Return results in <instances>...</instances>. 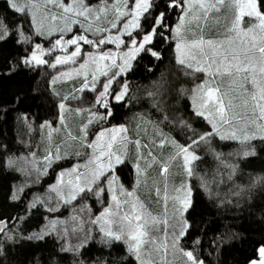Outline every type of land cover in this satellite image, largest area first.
<instances>
[{
	"label": "rangeland",
	"instance_id": "obj_1",
	"mask_svg": "<svg viewBox=\"0 0 264 264\" xmlns=\"http://www.w3.org/2000/svg\"><path fill=\"white\" fill-rule=\"evenodd\" d=\"M35 2L39 6L37 20L43 23L44 34L37 35L35 32V26L32 24V32H26L20 28V31L23 32V36H20L16 28V35L19 41L25 42L30 46V51L37 43L42 46L45 50V54L42 58L47 61V63L43 65L53 67L52 65L55 64L57 57L63 58L65 56H70L71 53L75 51L76 46L74 45H65L64 47H56L53 49L55 40L60 38L61 35L64 36L65 41L71 39L74 35H84L88 39L94 41L104 39L107 36L115 37L119 35L123 43L106 42L97 47L80 41V55L67 63L55 64V66L60 67L51 76V86L55 93L63 95L64 97H77L83 90H93V83H95L96 87L100 81L99 78L102 79L101 90L97 93L94 104L83 108H77L63 103L65 107L64 109L59 107L60 112L56 122L51 123L48 120H45L40 124L39 136L33 149L20 152L16 155H11L6 159V165L10 168H14L20 174V180L13 185L11 195L13 199L19 198L21 193L27 187L38 185L43 178L48 179L50 176H53V179L46 183L43 190H35L30 196V200L27 204L28 212L36 206H41L47 214L44 215L43 223L40 227L29 236L31 237L38 232H49L61 240L62 248L66 246L75 247L82 243L85 246L92 239H96L99 243L106 245L118 241L106 240L103 237V233L100 231V225L91 223V221H94L98 216H101L105 209H109L111 212L117 211L112 200L114 193L112 190L108 189L106 180L101 178L102 182H98L100 187L105 188V191L101 192L99 195L95 194L97 186L92 185L93 191H87V196L82 203L73 204L76 198L82 193L77 194L76 198L69 202H65V200H68L69 198L68 188L66 187L67 182L69 180H75L74 175H68L69 171L74 167L79 166L78 171L84 172L86 170L85 165L93 154V150L87 148L86 145L97 141V136L101 132L105 133L104 140L109 139L113 134L111 130L123 125L127 131L125 133H116V135L118 138L121 135L127 137L126 161H128L131 166V176L128 177V181H125V178L116 172L119 181L118 184L113 187L115 188V194L121 202L120 211H129L131 203L136 202L138 210L142 211L145 218L156 217L161 221L155 230L149 232V239H154L156 243L147 244L144 249L147 253L144 259L150 261V264H160L161 253L157 251V248H159L160 244L164 241L165 236H167L168 244V254L166 258L167 264H192V262L189 261L179 250L183 249V251H190L181 247V240L178 249L173 250L171 248L173 231L181 227L180 217L179 214L174 212L171 197L177 194L175 189L180 188L182 185L189 186V179L191 176L187 174L184 167L182 154H179V146L185 145H182L180 141L164 127L162 122V120H165L170 124H173L175 127L184 124V120L178 117H173L172 115L170 116L169 112L165 111L161 105L158 106L160 102L157 101V90L162 88L160 81L152 82L151 86L148 88L150 92L145 90L143 92L142 97L145 98L149 96V100L154 96V101L151 100V103L149 101L147 102V98L145 102L142 98L133 97L134 105L136 104L137 108H134L132 114L125 122L107 124L106 118L103 121L99 118L103 117L101 110L104 107L97 103V97L99 96V93L103 91V85L119 71V65L123 63L121 57L124 52L129 50L131 38L140 41L144 34L143 32L140 33V35L137 34L136 31L139 28H129V31L132 33L131 38L126 33L121 34L124 24L131 19V16H119L116 9L119 8L121 12L125 13L129 12L133 6V0H100L95 3H87L83 0V3L92 9L89 18L85 20L84 17H73L71 14H68L71 19H78L79 23L71 24L72 31L65 33L59 31L60 28L64 27V20L61 19L54 22L50 19L52 15H56L57 17L64 15L62 9L58 6L61 0H55V4L47 3V0H35ZM62 2L64 5H68L70 0H62ZM199 2L200 0H192L191 10L185 17V26L179 36L175 32V28L180 21L181 13L172 28V39L174 41L173 51L176 61L179 55L176 48L178 43H183L186 40L191 41L192 39H197L201 36L205 40H226L236 36L234 32L230 31V29L237 10L230 0H225L224 5L219 7V11L214 9L210 10L206 19L203 16V12L197 6ZM204 2L211 3L214 2V0H204ZM125 4L128 6L126 7ZM78 6L79 5H77V7ZM99 9H105V11L100 12ZM97 15L99 16L98 20L95 19ZM194 17H199V19H194ZM0 21H2L1 18ZM256 22L255 19L245 16L242 27L246 29L250 24ZM113 23L117 25V28L111 27ZM97 29H101V31H97ZM104 29H107L108 31H103ZM117 29H120L121 32H118ZM49 30L52 32L51 35L48 34ZM48 38L53 39L46 45H43V43L39 41ZM118 43L119 46H117ZM48 49L53 50L48 52ZM105 53L110 54L109 59L103 61L97 59L96 64H93L89 59L90 57L98 58ZM134 60L131 61V65ZM86 61L88 62L86 69H80V65L85 64ZM113 61L115 62V66L113 65ZM182 66L187 72L188 77L192 80L190 86L183 89V93L187 94L191 109L195 113L204 110L199 107L202 93L198 89V85L209 80V77L205 72L195 71L194 69L199 66L195 63H193L192 69L186 68L184 65ZM77 70H79V72ZM127 71L115 76V79L112 80L111 86L109 87V93H119L125 83L128 85L129 92L130 81L127 78H123ZM103 72H106L107 75H103ZM65 73L68 75H64ZM94 74L96 76L95 81H93ZM69 79L75 80L76 88L74 86L72 87V82L68 83ZM86 81L88 87L84 88L83 86ZM218 83H220L222 90H228L232 84V80L229 77H224L221 81H218ZM67 84L71 89L68 88ZM245 86L248 88L249 92L252 91L249 85L246 84ZM81 89L83 90L81 91ZM150 93H152V95H150ZM231 94L234 96V104L237 106L235 111L237 112L244 111L240 105L244 99L249 100L247 111L250 114V98L239 96L235 93ZM107 100L108 102H116L111 95L107 97ZM144 102L145 104L149 103L154 107L156 106V110L161 113L164 119L154 117L152 112L147 108H143L145 107ZM157 102L159 104H157ZM210 111L211 109L206 110L205 116L201 117L209 124L211 128L210 133H213L212 135L217 136L221 140L235 142L238 145L236 152L238 155H242L244 150H253L252 142L255 139L250 141L247 145L240 142L243 138L245 121L236 123L231 128L224 125H218L219 131L214 132L212 123L205 118ZM21 118L24 119L26 122V128H29L31 132V124L30 122H27L26 115L21 114ZM249 118L253 117L249 116L246 119ZM45 122H47V124ZM21 123L24 124L23 122ZM42 125L44 126L42 127ZM22 126L20 128V133L21 137L24 139L27 130ZM234 130L237 131L240 139L221 138L224 135L230 134ZM247 131L250 135L255 133L258 139L260 132L255 126H249ZM136 141H139V146L136 144ZM24 144H28V138L24 140ZM196 147L197 146L195 145L193 150L197 155ZM77 153H79V155H77ZM57 154L61 156V159L57 160L55 158ZM46 157H50L51 159H46ZM137 162H139L141 170L145 173L144 175H137L135 169ZM165 164L168 165V173L166 177L161 176L160 174L161 167ZM223 165L228 166L227 163H223ZM61 173H65L63 176L64 184L60 183ZM121 185L125 193L132 192L133 196L127 197L122 194L119 191V186ZM165 187H167V195L170 198L167 202V213L164 200ZM54 188L57 189V191H54ZM157 188L160 190L159 196L157 195ZM58 192L63 193V199L58 196ZM125 201L128 203L125 204ZM33 204H35V206H33ZM140 205L143 206L142 209L140 208ZM49 209L53 210L50 211ZM184 217L187 219L186 213L184 214ZM164 220H167V224L163 223ZM53 223L56 225L55 231L50 230V226ZM65 229H68L66 236L64 235ZM73 229H75V231H73ZM114 230L119 231L118 228H114ZM9 236H12V232H5L2 234V238L6 240L9 239ZM119 242L125 247L126 254L131 256L137 264H140V261L136 259V256L128 251V244L124 240H119ZM81 248L73 253L78 254ZM254 259H259V257L257 256V258ZM78 264L108 263L105 260H95L87 263L80 262Z\"/></svg>",
	"mask_w": 264,
	"mask_h": 264
},
{
	"label": "trees",
	"instance_id": "obj_2",
	"mask_svg": "<svg viewBox=\"0 0 264 264\" xmlns=\"http://www.w3.org/2000/svg\"><path fill=\"white\" fill-rule=\"evenodd\" d=\"M84 1L95 3L100 0ZM164 2L155 0L161 7H154L151 10L153 14L164 11ZM180 13L179 8L169 9L164 38L154 37L151 44L146 45V48L158 52L160 59L142 51L123 76L129 79L130 90L123 101L108 102V111L112 115H107L106 123L125 122L137 108L133 97L142 98L145 102L147 98L150 102L154 96L149 100V96L142 97L143 92H150L148 88L152 82L160 81L162 88L157 90L158 106L161 105L170 116L184 120L179 127L165 120H162L163 125L186 146L210 133L211 128L191 109L189 98L183 93L192 80L175 60L173 51L172 28ZM0 18L11 33L6 40L0 41V220H6V232H12L13 237L6 240L2 238L3 233L0 235V264H78L95 260H105L108 264H137L119 241L106 245L92 239L76 254L61 251V240L53 234H46L42 240L29 239L47 214L41 206L28 212L30 196L35 190H43L53 176L27 187L19 198L13 199V185L20 180V174L6 165V159L34 148L40 124L45 120L56 122L61 102L77 108L94 104L102 79L99 78L95 90H83L77 97L55 93L50 80L60 66L18 63L30 52V46L18 40L16 28L22 26L24 31L32 32L30 17L15 12L6 0H0ZM151 22L150 17L147 23L145 17H141L143 29L148 30ZM136 32L138 35L142 33L140 29ZM52 39L39 41L46 45ZM10 64L14 66L12 71H9ZM145 102L143 108L152 112L154 117L164 119L156 106ZM21 114H25L27 122H30L31 132ZM21 126L27 130L24 139L20 133ZM27 138L28 144H24ZM196 146L199 159L194 161L193 174L189 179L194 208L186 213L189 228L181 238V247L190 250L203 264H249L257 258V250L264 244V140L258 138L252 142L255 155L249 157L236 154L238 145L235 142L221 140L215 135L208 136L206 141ZM117 173L128 181L131 176L129 162L119 166ZM205 181L210 192L202 186ZM87 193L79 195L73 204L82 203ZM233 233L236 236L230 239Z\"/></svg>",
	"mask_w": 264,
	"mask_h": 264
},
{
	"label": "snow or ice",
	"instance_id": "obj_3",
	"mask_svg": "<svg viewBox=\"0 0 264 264\" xmlns=\"http://www.w3.org/2000/svg\"><path fill=\"white\" fill-rule=\"evenodd\" d=\"M6 2L9 3L10 8L15 10V12L30 17L31 23L35 26V32L37 35L44 34V25L41 21L37 20L39 6L35 0H6ZM230 2L237 10L230 29V31L234 32L236 36L226 40H205L201 36L197 39H192L191 41L186 40L183 43H178L176 45L179 53L177 62L189 69H192L193 63H195L199 66L194 70L197 72H205L209 77V80L198 85V89L202 93L199 107L204 110L197 111L196 114L199 116H205V111L211 109L205 118L212 123L214 132L219 131L218 125H224L231 128L236 123L245 121L243 138L240 142L247 145L250 141L257 139L255 133L251 135L248 134L247 129L249 126H255L260 132L258 138L264 140V0H230ZM47 3L55 4V0H47ZM224 3L225 0H214V2L211 3H206L204 0H200L197 6L203 12V16L206 19L210 10L214 9L219 11V7L223 6ZM77 5L79 6L77 7ZM58 6L62 9L64 15L61 17L52 15L50 19L54 22L61 19L64 20V27L59 29L61 33L71 32V24L79 23L78 19H71L68 14H71L73 17H84L85 20H87L92 12V9L85 5L83 0H70L68 5H64L61 0ZM125 6L127 7L128 5L125 4ZM191 6L192 0H165L163 3L164 11L153 14L151 10L154 7L156 9L161 7L160 4L155 3V0H133V6L129 12L125 13L121 12L119 8L116 9L119 16H131V19L124 24L123 31L121 32L120 29H117L118 32H121V34L126 33L131 38L132 33L129 31V28H139L144 34L140 41L131 38L129 50L124 52L121 57L123 63L119 65V71L103 85V91L100 92L97 97V103L101 104L106 109L108 116L112 115V113L111 111H108L109 103L107 97L111 95L116 102H120L128 95V85L126 83L123 85L119 93H109V87L111 86L112 80L115 79V76L129 70L132 66L131 61L142 51L149 52L152 56L160 59L159 53L152 51L151 48H146V45L151 44L154 37L159 36L162 39L164 38L163 30L168 28L167 12L169 9L179 8L181 10V18L175 28V32L179 36L184 29L185 17L191 10ZM99 11L103 12L105 9H99ZM245 16L253 18L257 22L250 24L245 29L242 27ZM141 17H145V23L148 22L149 17L151 18L152 22L149 24L148 30L141 27ZM95 19L98 20L99 16L97 15ZM194 19H199V17H194ZM21 27L22 26H18L17 31L20 36H23V32L20 31ZM111 27L117 28V25L113 23ZM97 31H101V29H97ZM103 31L108 30L104 29ZM10 34L8 25L0 21V41L6 40ZM48 34H52L51 30H49ZM80 41L97 47L106 42L123 43L119 35L115 37L107 36L98 41L90 40L84 35H74L71 39L65 41L64 36L61 35L60 38L55 40L53 49L56 47H64L65 45H74L76 47L75 51H73L70 56H65L63 58L57 57L55 64L67 63L80 55ZM119 43L117 46H119ZM53 49H48V52H51ZM44 54L45 50L39 43H37L30 52L21 57L18 63L28 66L33 64H45L47 61L42 58ZM109 58L110 54L105 53L98 58L90 57L89 59L93 64H96L97 59L103 61ZM87 63L88 62L86 61L85 64H81L80 69H86ZM55 64L52 66L55 67ZM113 65L115 66L114 61ZM8 67L9 71L14 69V66L11 64ZM77 71L79 72V70ZM102 74L107 75L106 72H103ZM64 75L68 74L65 73ZM224 77H229L232 80V84L228 90H222L220 83H218V81H221ZM95 80L96 76L94 74L93 81ZM246 84L251 87V92H249L248 88L245 86ZM83 87H88L87 81ZM92 88L95 90V83H93ZM82 90L83 89H81V91ZM231 93L250 98V114L247 111L249 107L248 99H244L240 105L244 111H235L237 106L234 104V96ZM150 95H152V93H150ZM59 107L64 109L65 106L61 103ZM249 116L253 118L246 119ZM99 118L104 119L106 117ZM45 123L47 124V122ZM43 126L44 125H42V127ZM126 131L127 129L123 125L119 128L112 129L111 132L113 134L107 140L103 139L105 133L101 132L97 136V141L86 145L87 148L93 150V154L87 161V164L85 165L86 170L84 172L78 171L79 166H76L69 171L68 175H74L75 180H69L67 182L66 187L68 188L69 198L68 200H65V202L75 199L79 193L93 191L92 185L97 186L95 194L99 195L101 192L105 191V188L100 187L98 182H102L101 178L106 180L108 189L112 190L114 193L112 200L117 211L111 212L109 209H105L104 213H102L101 216H98L94 221H91V223L100 225V231L103 233V237L106 240H124L128 244V251L136 256V259L140 261V264H150V261L144 259L147 255L144 249L147 244L156 243L154 239H149V232L155 230L161 221L156 217L145 218L142 211L138 210L136 202L131 203L129 211L121 212V202L115 194V188L113 187L114 185H117L119 181V177L116 175L118 167L126 163L127 137L121 135L118 138L116 133H125ZM212 134L213 133H207L202 135L199 137V140L194 139L187 146H179V154H182L184 167L189 176L193 174V162L199 159L193 150L194 146L200 142L206 141L207 137ZM221 138L240 139L235 130ZM136 144L139 146V141H136ZM77 155H79V153H77ZM242 155L244 157H249L255 155V152L253 150H244ZM55 158L59 160L61 159V156L57 154ZM46 159L50 160L51 158L46 157ZM135 169L138 176L145 174L141 170L139 162L135 165ZM232 170L235 171V166H233ZM167 173L168 165L165 164L161 167L160 174L161 176L166 177ZM64 175L65 173H61V184H64ZM202 186L206 191L210 192L207 181H205ZM53 190L57 191L55 188ZM119 191L127 197L133 196L132 192L125 193L122 185L119 186ZM156 191L159 196V188H157ZM175 192L177 194L172 196L171 200L173 201L174 212L179 214L181 227L173 231V239L171 243V248L173 250L178 249L181 238L186 235L189 228L188 221L185 219L184 214L194 208L192 188L190 186L182 185L180 188L175 189ZM58 196L63 199L62 192H58ZM169 199L170 198L167 195V187H165L164 200L166 213L167 202ZM127 203L128 202L125 201V204ZM33 206H35V204H33ZM142 207L143 206L140 205L141 209ZM49 210L52 211L53 209ZM6 223V221H0V233H5L7 231ZM163 223L167 224V220H164ZM114 228H118L119 231H115ZM55 229L56 225L53 223L50 226V230L55 231ZM73 231H75V229H73ZM67 232L68 229H65V236L67 235ZM46 234L50 233L38 232L29 237V239L42 240ZM235 236L236 234L233 233L229 238L232 239L235 238ZM8 238L13 239L12 236H9ZM83 246V243L75 247L66 246L63 247L61 251L77 252L79 248ZM179 250L189 261L192 262V264H203V261L197 260L191 251H183V249ZM157 251L161 253L160 264H167V236H165L164 241L160 244L159 248H157ZM257 252L259 259H253L249 264H264V245H261Z\"/></svg>",
	"mask_w": 264,
	"mask_h": 264
},
{
	"label": "crops",
	"instance_id": "obj_4",
	"mask_svg": "<svg viewBox=\"0 0 264 264\" xmlns=\"http://www.w3.org/2000/svg\"><path fill=\"white\" fill-rule=\"evenodd\" d=\"M71 82H72V87H73V86L75 87V85H76L75 80L69 79V80H68V83H71ZM68 88L70 89L71 87L68 86ZM75 88H76V87H75ZM59 112H60V111H59ZM101 112H102L103 117H106V118H107L106 109L103 108V109L101 110ZM103 120H105V118L102 119L101 121H103Z\"/></svg>",
	"mask_w": 264,
	"mask_h": 264
},
{
	"label": "water",
	"instance_id": "obj_5",
	"mask_svg": "<svg viewBox=\"0 0 264 264\" xmlns=\"http://www.w3.org/2000/svg\"><path fill=\"white\" fill-rule=\"evenodd\" d=\"M0 221H6L5 219H2V220H0ZM2 233H0V235H1Z\"/></svg>",
	"mask_w": 264,
	"mask_h": 264
}]
</instances>
